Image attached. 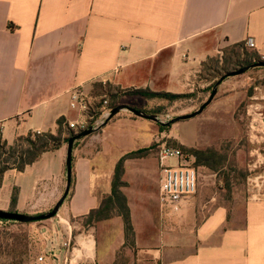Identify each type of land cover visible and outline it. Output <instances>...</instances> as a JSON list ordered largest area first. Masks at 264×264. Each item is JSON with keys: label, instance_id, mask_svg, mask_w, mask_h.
Returning <instances> with one entry per match:
<instances>
[{"label": "crops", "instance_id": "crops-1", "mask_svg": "<svg viewBox=\"0 0 264 264\" xmlns=\"http://www.w3.org/2000/svg\"><path fill=\"white\" fill-rule=\"evenodd\" d=\"M248 40L255 42L254 50L264 53V0H0L3 139L12 144L7 132L14 141L30 132L57 133L60 118L76 121L72 92L90 93L97 84L205 94L210 83L202 76L203 63ZM241 85L237 77L227 78L204 112L226 109L236 101ZM259 106L251 104V112ZM173 137L193 147L201 135L196 130L189 141ZM49 154L56 156L54 173L42 164ZM66 157L64 145L23 173H6L5 177L33 173L30 192L15 185L18 211L23 210L22 193H33L32 199L44 197L51 191L49 183L63 181ZM130 166L128 162L124 181L129 186L123 192L131 209L135 244L126 245L119 217L101 222L108 233L102 249L96 227L75 233L78 227L70 220H81L98 208L112 186V178L105 185L103 172L81 155L74 161V188L62 213L67 237L52 243L45 254L48 264H264V197H250L241 215L216 208L188 233L184 227L174 228L143 195L138 205L131 201Z\"/></svg>", "mask_w": 264, "mask_h": 264}, {"label": "rangeland", "instance_id": "rangeland-1", "mask_svg": "<svg viewBox=\"0 0 264 264\" xmlns=\"http://www.w3.org/2000/svg\"><path fill=\"white\" fill-rule=\"evenodd\" d=\"M256 53L253 49L230 47L219 55L222 62L218 67L210 63L211 67L206 70L205 77L210 85L215 84L221 77L243 68L238 65L242 64L245 59L253 58ZM234 77L242 82V88H237L236 101L230 103L226 109L216 113L203 112L194 119L171 124L168 127L165 125L176 117L197 111L209 99L211 91L201 95L195 93L191 96H183L172 101L147 99L129 94L125 97L119 96L113 102L118 103L117 107L125 105L128 109L118 113L103 127L111 111L105 110L102 116L95 118L98 120L97 128L99 129L92 135L75 142L74 151L78 150L76 157L74 155V161L81 155L90 157L94 168L103 172L102 180L108 186L109 178L113 179L119 161L128 155H133L124 162L125 169L127 163H131L130 169L134 175L127 194L136 205L139 204V197L143 195L148 206L158 211L161 145L166 143L179 148L174 142L182 143L173 136H182L189 141L194 131L198 130L201 138L199 142L194 143L193 147L213 148L226 155L227 162L218 172L204 167L197 168L199 187L188 208L183 212L184 214L177 216L165 214L163 217L172 222L174 228L184 227V231L191 233L216 208L224 207L230 214L241 215L250 197H264V67L253 68ZM118 90L108 83L97 84L92 88L95 94H102L106 91L115 95L122 91ZM131 90L134 89L127 91ZM90 93H88L90 111L95 114L98 110L96 105L103 100V96L95 98L90 96ZM251 95L257 99L251 100L249 98ZM256 103H260L261 106L251 112L250 105ZM130 109L158 116L159 121L136 116ZM72 118L74 120L80 118L78 111L73 110ZM6 138L13 143L12 133L7 132ZM65 146L67 147L68 144L66 143ZM165 163L174 165L176 161L167 160ZM42 164L48 166L49 171L54 173L55 154H49ZM139 171L141 174H136ZM32 178V172L18 176L7 175L0 188V210L10 212L13 188L15 185L22 184L26 192H30ZM48 185L51 191L44 193V197L32 199L33 193H22L23 210L17 213L29 217L51 213L65 193L67 177L65 175L60 184L51 182ZM127 186H129L128 183ZM73 188L72 185L69 196L53 218L29 222L15 220L2 222L0 225V264H25L35 256L47 254L52 243L62 241L67 237L65 225L68 226V224L62 219V213L67 209ZM27 201L25 206L24 203ZM70 222L78 227L75 233L90 228L84 225L83 219H72ZM94 227L97 228L96 237L102 249L108 233L102 223ZM126 245L130 246L129 243Z\"/></svg>", "mask_w": 264, "mask_h": 264}, {"label": "trees", "instance_id": "trees-1", "mask_svg": "<svg viewBox=\"0 0 264 264\" xmlns=\"http://www.w3.org/2000/svg\"><path fill=\"white\" fill-rule=\"evenodd\" d=\"M235 47H242V49H251L247 46L246 43L234 45ZM254 50V49H253ZM253 55V58L257 59H245L242 61V64H239L240 67H246L251 64H254L257 61H264L262 55L259 51ZM222 59L220 57H214L208 59L202 65V76L205 77L206 70L210 69V63L216 65L221 64ZM238 70V69H237ZM216 84V83H215ZM215 84H211L207 89V92L212 93ZM121 90V89H119ZM118 90V91H119ZM131 94H130V93ZM122 90L120 93L112 95L106 91L102 94H95L91 91L90 96L99 97L103 96V100L97 104V113L89 112V115H94L95 118L102 116L105 110L112 111L118 105L114 103L113 100L117 99L119 96L135 95L141 96L147 99H163V100H176L182 98L183 96L193 95L191 94H173L167 92H153L146 89H134L131 91ZM107 101V104L103 102ZM159 113V112H156ZM172 123L165 125L166 127L170 126ZM77 132L74 129L69 127V123L65 118H60L58 120V130L57 133L52 132H30L26 135L18 136L12 144H9L3 139L2 128L0 127V188L3 186L5 175L10 170H16L19 173H23L29 166H32L36 162L40 161L41 158L46 153H51L59 150L66 143L68 144L71 137H73ZM79 141V140H78ZM77 142V141H76ZM185 154L190 157H193L194 167H204L208 168L214 172H218L222 167L225 166L227 162V156L221 154L219 151L213 148L201 149L197 147H188L183 144L174 142ZM133 155H128V157L122 158L115 169V173L112 179L111 193L102 197L100 205L98 208L93 209L90 213L83 218L84 225L86 227H94L96 224L111 220L113 218H121L124 223V231L126 237V244L129 243L130 246L135 244V229L132 221L131 209L128 203V198L123 192V188L127 187V183L123 180L125 174L124 162L126 159L131 158ZM74 166V158H73ZM72 185L74 186V176L72 180ZM19 200V189L17 187L13 188L11 203H10V213L17 214V205ZM1 215V213H0ZM23 215V214H22ZM26 216V215H24ZM29 217V216H27ZM0 221H7L0 218Z\"/></svg>", "mask_w": 264, "mask_h": 264}, {"label": "built area", "instance_id": "built-area-1", "mask_svg": "<svg viewBox=\"0 0 264 264\" xmlns=\"http://www.w3.org/2000/svg\"><path fill=\"white\" fill-rule=\"evenodd\" d=\"M246 44L251 49L256 48L253 40H248ZM262 59L264 60V53H262ZM105 103L107 104V101ZM71 108L78 111L80 117L69 123L71 129L81 132L91 127L97 128L98 120H95L94 115H89L88 93L80 89L74 90L71 95ZM167 160H175L176 163L167 165L165 163ZM193 163L194 158L186 155L180 148L166 143L161 145L158 202L162 214L182 215L191 203L199 187V172ZM2 222L0 221V225ZM64 246L69 248L70 244L65 243ZM25 264H48V256L44 254L35 256Z\"/></svg>", "mask_w": 264, "mask_h": 264}, {"label": "water", "instance_id": "water-1", "mask_svg": "<svg viewBox=\"0 0 264 264\" xmlns=\"http://www.w3.org/2000/svg\"><path fill=\"white\" fill-rule=\"evenodd\" d=\"M257 67H264V61H260L254 64H251L249 66L243 67L241 69H238L236 71H233L223 77H221L215 84L213 91L209 97V99L194 113L191 114H187V115H182V116H178L175 119H173L171 121L172 124L175 123H179L181 121H186V120H190V119H194L195 117L199 116L200 114H202L205 109L213 102V100L215 99L216 95L218 94V89L219 86L229 77H234V76H239L242 75L244 73H246L247 71H249L250 69L253 68H257ZM128 109L127 106L125 105H121L115 109H113L109 115V117L107 118V120L104 122L103 126H106L109 121L115 117L118 113H120L121 111ZM130 111H132L136 116L145 118V119H149L152 121H159L158 116L155 115H148L142 111H137L134 109H130ZM99 128H89L85 131H81L77 134H75L73 137L70 138L69 142H68V146H67V157H66V177H67V186H66V190L65 193L63 195V197L61 198V200L58 202V204L56 205L55 209L46 215H42V216H38V217H27L24 216L20 213H10V212H6V211H2L0 210V218L3 220H15V221H20V222H29V221H35V220H45V219H50L55 217L60 208L62 207L64 201L66 200V198L69 196L70 192H71V188H72V180H73V158H74V146H75V142L78 140H81L85 137H88L90 135H92L93 133H95Z\"/></svg>", "mask_w": 264, "mask_h": 264}]
</instances>
